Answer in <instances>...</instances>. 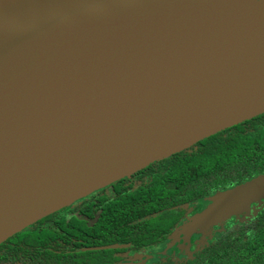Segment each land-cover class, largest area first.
<instances>
[{
    "label": "water",
    "instance_id": "95a60500",
    "mask_svg": "<svg viewBox=\"0 0 264 264\" xmlns=\"http://www.w3.org/2000/svg\"><path fill=\"white\" fill-rule=\"evenodd\" d=\"M264 113V0H0V244ZM264 199L214 195L209 226Z\"/></svg>",
    "mask_w": 264,
    "mask_h": 264
},
{
    "label": "flooded vegetation",
    "instance_id": "af4514ba",
    "mask_svg": "<svg viewBox=\"0 0 264 264\" xmlns=\"http://www.w3.org/2000/svg\"><path fill=\"white\" fill-rule=\"evenodd\" d=\"M262 128L264 113L249 119L251 144L260 147L249 151V176L228 180L227 168L201 170L190 193L141 190L167 171L166 158L155 161L9 237L0 244V264H249V251L259 246L249 245L264 241V199L222 223L197 226L193 220L214 195L264 174V134L253 141ZM36 228L53 233L35 246L18 238Z\"/></svg>",
    "mask_w": 264,
    "mask_h": 264
},
{
    "label": "trees",
    "instance_id": "16d2710c",
    "mask_svg": "<svg viewBox=\"0 0 264 264\" xmlns=\"http://www.w3.org/2000/svg\"><path fill=\"white\" fill-rule=\"evenodd\" d=\"M248 126L249 120L218 132L195 143L192 147L166 158L163 160V164L166 165L167 171L154 176L150 184L141 190L174 191L180 188V190L190 193L188 191L190 183L201 174V170L216 173L219 169L227 168L229 170L226 177L228 180L238 181L249 176V151H255L260 147L251 144V133H249ZM256 132L253 141L259 143L256 137L264 134V128ZM198 182L199 179H196V184ZM169 183L174 186H170ZM115 206L112 208L114 209ZM52 233V229L36 228L30 232L18 234V238L29 240L30 246H35L42 235L50 236ZM256 245L259 246L249 251V264H264V241L250 244L249 248Z\"/></svg>",
    "mask_w": 264,
    "mask_h": 264
},
{
    "label": "rangeland",
    "instance_id": "374dc122",
    "mask_svg": "<svg viewBox=\"0 0 264 264\" xmlns=\"http://www.w3.org/2000/svg\"><path fill=\"white\" fill-rule=\"evenodd\" d=\"M241 214H244V211L241 212V213H238L237 215H233V216H238V215H241Z\"/></svg>",
    "mask_w": 264,
    "mask_h": 264
}]
</instances>
